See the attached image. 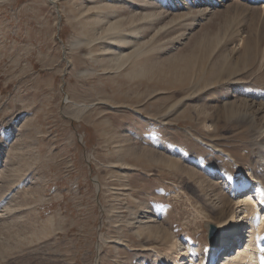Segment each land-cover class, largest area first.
<instances>
[{
    "label": "rangeland",
    "instance_id": "1",
    "mask_svg": "<svg viewBox=\"0 0 264 264\" xmlns=\"http://www.w3.org/2000/svg\"><path fill=\"white\" fill-rule=\"evenodd\" d=\"M249 171L263 0H0V264H201Z\"/></svg>",
    "mask_w": 264,
    "mask_h": 264
},
{
    "label": "bare ground",
    "instance_id": "2",
    "mask_svg": "<svg viewBox=\"0 0 264 264\" xmlns=\"http://www.w3.org/2000/svg\"><path fill=\"white\" fill-rule=\"evenodd\" d=\"M251 1L259 2L262 0ZM231 114L233 115V113ZM218 166L217 164L215 166L211 165L216 172L223 174V171L226 169L222 166L220 168V165ZM248 177H251L250 181ZM235 184L237 186V191H235L239 195H236L234 200L231 199L232 195H218L217 200H219V204L216 205L215 202V204L210 206L212 211L216 210L218 213L219 222L215 224L217 225V229L219 227L221 230V239L219 238L218 247H209L206 258L204 261H201V264H213L214 262L211 259L215 253H217L215 256H218L220 252L223 255V264H264L262 259V246L264 245V182L261 183V181L257 180L256 175L249 171L248 176L245 174L240 175ZM231 200L234 201L233 204L235 205L233 209H231ZM233 245L235 249L231 253ZM191 246L190 242H188L178 248L179 252H177L181 258H172L167 255L168 257L165 260L169 264H191L192 259L195 257L191 253ZM226 247H228L227 250ZM160 260L163 261L164 257ZM193 260H196V257Z\"/></svg>",
    "mask_w": 264,
    "mask_h": 264
},
{
    "label": "water",
    "instance_id": "3",
    "mask_svg": "<svg viewBox=\"0 0 264 264\" xmlns=\"http://www.w3.org/2000/svg\"><path fill=\"white\" fill-rule=\"evenodd\" d=\"M206 227H207V230L209 231V236H208L209 244L212 246H217L220 235H219L216 224L214 222L209 221L206 223Z\"/></svg>",
    "mask_w": 264,
    "mask_h": 264
}]
</instances>
